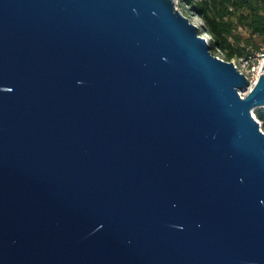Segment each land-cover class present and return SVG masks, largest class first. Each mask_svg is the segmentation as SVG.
Returning a JSON list of instances; mask_svg holds the SVG:
<instances>
[{
    "label": "water",
    "instance_id": "1",
    "mask_svg": "<svg viewBox=\"0 0 264 264\" xmlns=\"http://www.w3.org/2000/svg\"><path fill=\"white\" fill-rule=\"evenodd\" d=\"M203 32L176 0H0V264H264V66Z\"/></svg>",
    "mask_w": 264,
    "mask_h": 264
},
{
    "label": "trees",
    "instance_id": "2",
    "mask_svg": "<svg viewBox=\"0 0 264 264\" xmlns=\"http://www.w3.org/2000/svg\"><path fill=\"white\" fill-rule=\"evenodd\" d=\"M184 1L190 14L201 21L200 27L209 35L215 54L232 60L253 54L263 46L264 0ZM256 113L264 126V108H257Z\"/></svg>",
    "mask_w": 264,
    "mask_h": 264
},
{
    "label": "built area",
    "instance_id": "3",
    "mask_svg": "<svg viewBox=\"0 0 264 264\" xmlns=\"http://www.w3.org/2000/svg\"><path fill=\"white\" fill-rule=\"evenodd\" d=\"M197 23L200 25L201 21L197 20ZM203 35H205V33H203ZM205 37L210 39V37L208 36ZM218 56L227 60L223 55L218 54ZM229 61H233L236 66L249 77L251 84L254 85L259 81L261 74L263 73L264 44L260 50L256 51L253 54L235 57Z\"/></svg>",
    "mask_w": 264,
    "mask_h": 264
},
{
    "label": "rangeland",
    "instance_id": "4",
    "mask_svg": "<svg viewBox=\"0 0 264 264\" xmlns=\"http://www.w3.org/2000/svg\"><path fill=\"white\" fill-rule=\"evenodd\" d=\"M176 1H177V5H178V7H179L184 13H186V16L191 17L193 20H199L198 17H195L194 15H191V14H190V12H189V6L185 3L184 0H176ZM244 32H245V34H248V33H249V32H247V31H244ZM207 36H209V35L207 34ZM258 40H260V39L258 38ZM218 54H219V53L216 52V55H218ZM255 114L257 115L256 111H255Z\"/></svg>",
    "mask_w": 264,
    "mask_h": 264
},
{
    "label": "bare ground",
    "instance_id": "5",
    "mask_svg": "<svg viewBox=\"0 0 264 264\" xmlns=\"http://www.w3.org/2000/svg\"><path fill=\"white\" fill-rule=\"evenodd\" d=\"M197 22V20H195ZM204 37L207 36V33H205V35H203ZM206 38V37H205ZM248 91H245L243 94H247Z\"/></svg>",
    "mask_w": 264,
    "mask_h": 264
}]
</instances>
